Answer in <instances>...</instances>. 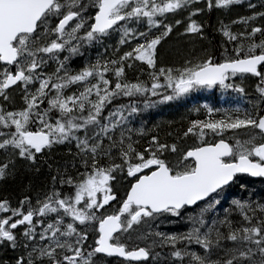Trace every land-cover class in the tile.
Here are the masks:
<instances>
[{"label": "snow or ice", "instance_id": "snow-or-ice-1", "mask_svg": "<svg viewBox=\"0 0 264 264\" xmlns=\"http://www.w3.org/2000/svg\"><path fill=\"white\" fill-rule=\"evenodd\" d=\"M173 32L191 47L165 63ZM213 86L247 107L134 123ZM17 176L15 199L0 195V264H264V188L249 179H264V0H0V181Z\"/></svg>", "mask_w": 264, "mask_h": 264}, {"label": "trees", "instance_id": "trees-1", "mask_svg": "<svg viewBox=\"0 0 264 264\" xmlns=\"http://www.w3.org/2000/svg\"><path fill=\"white\" fill-rule=\"evenodd\" d=\"M244 14V10L242 7H237L233 9L230 13H216L213 12L211 16V21L215 23L217 17L222 16L225 20V23L228 22V19H234L236 14ZM242 25H235L232 27L233 31H238L242 29ZM179 31V29L177 30ZM211 33V29L208 30ZM215 38L212 41L211 50L215 54L219 49L217 45L222 39L221 36L217 33L214 34ZM116 36H113L111 39L105 41V44H114L116 40ZM207 47L206 42H197L196 51H200V45ZM102 47V46H100ZM100 47L93 45L91 47H85L82 49L83 56L73 57L71 61L72 67H79L84 58H95L96 54L100 51ZM191 47V44L188 42L187 38L180 37L173 32L169 37L165 38L161 44L158 46L159 49V57L163 59L165 63H175L179 62L180 56L178 53L186 52ZM230 47V46H229ZM252 81L250 79H245L243 82L245 87V92L251 94L252 89ZM214 90H209L208 88H200L190 92L185 97V102L182 103L181 100H173L166 102L164 104H157L152 108L145 110L143 113L138 114L134 120V123L139 124L140 122H146L149 126L156 121H175L174 127L183 128L186 125V121L183 119L187 117L188 119L195 118H203V108L202 105L204 103H208L209 105L216 108H228L233 107L235 105H239L242 108L247 107V99L246 96H241L238 93L230 95L227 92H224L219 86H213ZM201 106V113L196 114L192 113L189 110L193 107ZM167 125H162V132L167 131ZM192 139L189 137L187 140L182 141V144H191ZM59 151V150H58ZM27 180V176H25V181ZM43 180V175L34 178V187H40ZM22 182L20 176H17L15 180H7L0 181V195H10L15 199L16 195L22 189Z\"/></svg>", "mask_w": 264, "mask_h": 264}, {"label": "rangeland", "instance_id": "rangeland-1", "mask_svg": "<svg viewBox=\"0 0 264 264\" xmlns=\"http://www.w3.org/2000/svg\"><path fill=\"white\" fill-rule=\"evenodd\" d=\"M85 47H87V46H85ZM236 82L239 83L240 80L239 79H236ZM208 89L209 90H214V87L208 88ZM222 90L224 92L229 93L230 95H233V94L236 93L232 89H222ZM175 100H181L182 103H184L185 102V97L184 96L183 97H179V98H177ZM250 186L253 187L255 190L259 191L261 188H264V182L262 180H260V181H254L253 184L250 185ZM153 227H155V225H153ZM144 230L146 231L147 229H144ZM160 230H162V231H180V230H183V226L182 225H179V224H165V225H161L160 226ZM97 255L100 256L103 259L104 264H118V259H111V258H108V257H104L103 255H100V254H97Z\"/></svg>", "mask_w": 264, "mask_h": 264}, {"label": "flooded vegetation", "instance_id": "flooded-vegetation-1", "mask_svg": "<svg viewBox=\"0 0 264 264\" xmlns=\"http://www.w3.org/2000/svg\"><path fill=\"white\" fill-rule=\"evenodd\" d=\"M249 179L252 180L253 182H254V181H260V180H262V181L264 182V179H262V178H249ZM108 258H111V259H118V260L120 259V258H117V257H114V256H113V257H108Z\"/></svg>", "mask_w": 264, "mask_h": 264}, {"label": "water", "instance_id": "water-1", "mask_svg": "<svg viewBox=\"0 0 264 264\" xmlns=\"http://www.w3.org/2000/svg\"><path fill=\"white\" fill-rule=\"evenodd\" d=\"M103 255V254H102ZM115 257V256H114Z\"/></svg>", "mask_w": 264, "mask_h": 264}]
</instances>
